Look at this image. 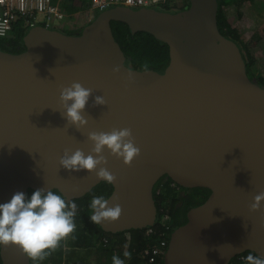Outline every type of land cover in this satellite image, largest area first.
Instances as JSON below:
<instances>
[{
    "label": "water",
    "instance_id": "95a60500",
    "mask_svg": "<svg viewBox=\"0 0 264 264\" xmlns=\"http://www.w3.org/2000/svg\"><path fill=\"white\" fill-rule=\"evenodd\" d=\"M189 2L177 12L113 7L78 35L37 26L22 37L24 51L0 48V202L37 188L72 201L107 182L97 176L106 167L115 180L105 199L121 214L96 224L109 233L147 229L159 217L154 188L167 175L211 193L171 230L163 264H230L246 251L264 258V200L252 207L264 193V86L248 77L240 45L219 32L218 0ZM112 20L166 43L168 65L131 66ZM73 82L92 90L79 126L60 100ZM121 128L140 150L131 162L106 146L92 151L89 133ZM77 148L103 157L95 170L60 164ZM0 256L2 264H34L13 243H0Z\"/></svg>",
    "mask_w": 264,
    "mask_h": 264
},
{
    "label": "trees",
    "instance_id": "16d2710c",
    "mask_svg": "<svg viewBox=\"0 0 264 264\" xmlns=\"http://www.w3.org/2000/svg\"><path fill=\"white\" fill-rule=\"evenodd\" d=\"M240 1L242 0H218L217 27L220 33L236 41L242 48L246 60L247 74L250 80L260 86H264V74L260 72L257 66L256 58L250 49V44L244 39L243 33L240 32L239 28L231 23L224 10L226 6L235 2L238 3L239 7ZM53 2L59 7L62 13L67 15V21H69L71 18L78 19L83 6L89 7L90 0H54ZM187 7L188 5L181 9H186ZM165 8L172 10L168 4H165ZM178 9L173 11H181L180 8ZM111 27L116 40L122 47L127 56V61L131 66L136 65L143 68L160 70L168 65L170 56L169 47L166 43L148 32H133L131 30V24L125 20H112ZM73 28L75 27L73 26ZM73 28L64 31L68 34L78 35L83 29ZM29 29L28 26H25L23 19L17 20L12 33L8 37H0V48L13 53L24 51L26 48L22 43V37ZM172 181L171 178L165 175L157 182L154 188V197L161 218H164L165 215L166 218L169 217L168 221L165 222L167 224L157 228L162 229L161 231H156L151 234H148V229H134L122 233H107L102 231L90 219L91 199L94 196H103L106 198L113 189L110 183L102 182L85 196L72 200L77 205L76 216L74 218L76 227L69 233L72 237V242H74L72 246H75L73 253L74 259L71 260L69 258L64 261V256L68 254L65 246L69 244L66 236L59 241L54 249L45 250L47 254L43 259L39 257L33 258L34 264H66L65 262L67 264L71 262L76 264H113V255L119 256L124 260L125 264H163V249L155 262L148 261V258L144 255V249H160V243L164 235V238H166V233L162 234L163 230L165 229L167 231L168 228L171 227L173 229V226L181 224L183 217L180 220V214L183 213L185 218L191 206L203 203L211 193V190L208 188H186L179 184H174ZM32 191L30 189L28 194ZM103 236L110 238V241L106 245L100 244ZM125 252H130L131 255L124 256ZM249 255H252L254 258L258 257L251 251H246L234 257L230 264H244L245 262H249L250 260L247 259ZM92 257L96 259V262L91 260ZM250 263L254 264L253 260Z\"/></svg>",
    "mask_w": 264,
    "mask_h": 264
},
{
    "label": "clouds",
    "instance_id": "9594fccd",
    "mask_svg": "<svg viewBox=\"0 0 264 264\" xmlns=\"http://www.w3.org/2000/svg\"><path fill=\"white\" fill-rule=\"evenodd\" d=\"M186 1L188 4H185ZM181 2L182 4L180 5ZM165 4H168L172 10H179L178 8L185 10L181 8H184L186 5L188 7L190 6L189 0H167L154 4L151 7H142V9H166ZM87 8L83 6L82 9ZM87 13H89L88 10ZM97 14L98 12L95 13L93 18L90 17L89 19H94ZM89 16H91L90 13ZM69 24L70 26L66 25V27L68 29L73 28L71 22ZM60 30L64 31L65 28ZM91 91L90 88L84 87L80 82H73L70 86L61 89L60 100L66 105L65 115L69 122L77 124L78 126L85 123L82 110L88 102ZM69 101L71 103H68ZM96 102L104 103L103 97L97 96ZM89 136L94 141L93 152L97 154L102 153L106 146L111 150V153L122 158L126 163L131 162L140 151L134 144L131 130L128 128L113 129L111 132H92L89 133ZM102 159L103 157L100 155L93 156L91 153L85 155L83 150L77 148L70 155L66 152L60 158V164L66 169L75 171L86 169L91 171L97 168ZM97 176L108 183H112L115 180L114 174L106 167H101L97 171ZM172 182L178 184L175 181ZM262 200H264V193L257 194L254 197L252 207L258 208ZM90 208L93 210L90 219L93 223L97 224L108 219L115 220L121 214V206L119 204L110 206L108 200L103 196H94L91 199ZM76 210L77 205L74 201H68L60 191H54L52 188H37L30 194L24 191H16L10 199L0 202V243H13L19 246L29 257L43 259L47 254L45 250L54 249L62 238L67 236L66 239L69 240V243L72 242V237L69 233L76 227L74 219ZM165 216L161 218L159 214L156 225L149 228L154 229L156 227V231H161L162 229L157 228L167 224L165 222L169 217L166 218ZM171 230L170 227L165 232L167 239L164 238L165 235L162 238V241H166V246L163 249L164 252L169 243ZM109 241V237L103 236L100 244L106 245ZM130 255V252L124 253V256ZM247 259L250 261L255 260V264H264V258H254L252 255H249ZM112 261L113 264H125L124 260L117 255H113Z\"/></svg>",
    "mask_w": 264,
    "mask_h": 264
},
{
    "label": "built area",
    "instance_id": "2783aa9c",
    "mask_svg": "<svg viewBox=\"0 0 264 264\" xmlns=\"http://www.w3.org/2000/svg\"><path fill=\"white\" fill-rule=\"evenodd\" d=\"M54 0H0V37H7L12 33L15 23L23 19L25 26L34 28L42 26L45 28L64 29L69 25L67 15L62 13ZM167 0H90L88 12L93 18L95 13L113 7L129 6L134 8L151 7L154 4ZM148 234L156 231L148 228ZM165 229L163 233H165ZM166 246L163 240L160 249H146L145 256L150 262H155L160 256L162 249Z\"/></svg>",
    "mask_w": 264,
    "mask_h": 264
},
{
    "label": "rangeland",
    "instance_id": "374dc122",
    "mask_svg": "<svg viewBox=\"0 0 264 264\" xmlns=\"http://www.w3.org/2000/svg\"><path fill=\"white\" fill-rule=\"evenodd\" d=\"M181 4L182 2L180 5ZM123 8L125 10H138V8L129 6H123ZM87 10L88 8L81 10L78 17L79 20L75 18H71V20H69L75 27L73 29L84 28L89 23L91 19H89L90 16L89 13H87ZM224 10L231 23L235 27L239 28L240 32L243 33L244 39L248 42V44H250V49L256 58L257 66L260 72L264 74V0H242L240 1L239 7L238 3L235 2L226 6ZM66 29H68V27H66L65 30ZM253 263L255 264V260H253ZM244 264L251 263L249 261Z\"/></svg>",
    "mask_w": 264,
    "mask_h": 264
},
{
    "label": "crops",
    "instance_id": "0c3cea01",
    "mask_svg": "<svg viewBox=\"0 0 264 264\" xmlns=\"http://www.w3.org/2000/svg\"><path fill=\"white\" fill-rule=\"evenodd\" d=\"M73 243L74 242H71L65 246L68 254L64 256V261H66L69 258H71V260L74 259L73 253L75 251L74 250L75 246H72ZM82 249L85 250L84 247H82ZM91 260H94L96 262V259L94 257H92ZM65 263L67 264V262ZM70 264H76V263L71 262Z\"/></svg>",
    "mask_w": 264,
    "mask_h": 264
},
{
    "label": "flooded vegetation",
    "instance_id": "af4514ba",
    "mask_svg": "<svg viewBox=\"0 0 264 264\" xmlns=\"http://www.w3.org/2000/svg\"><path fill=\"white\" fill-rule=\"evenodd\" d=\"M185 4H188V2L186 1V3ZM121 7H123V6H121ZM140 10H142V8H139L138 10H136V11H134V12H139ZM135 15V14H134ZM133 15V16H134ZM131 30H132V28H131ZM138 32V31H137ZM188 212V211H187ZM180 220L182 219V217H183V219H182V223L181 224H179V225H182V224H184V223H186L187 222V220H188V218H187V213H186V215H185V218H184V216H183V213L182 214H180ZM169 219V218H168ZM168 219H167V221H168ZM177 226V225H176ZM173 227H175V226H173Z\"/></svg>",
    "mask_w": 264,
    "mask_h": 264
}]
</instances>
